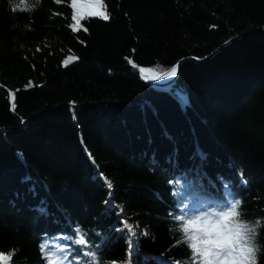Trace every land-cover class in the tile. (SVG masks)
Instances as JSON below:
<instances>
[{
	"label": "trees",
	"instance_id": "obj_1",
	"mask_svg": "<svg viewBox=\"0 0 264 264\" xmlns=\"http://www.w3.org/2000/svg\"><path fill=\"white\" fill-rule=\"evenodd\" d=\"M71 3L0 0V254L47 264L44 243L66 264H183L174 217L239 199L264 264V0H103L110 19L79 30ZM236 37L168 89L127 66L166 71Z\"/></svg>",
	"mask_w": 264,
	"mask_h": 264
},
{
	"label": "snow or ice",
	"instance_id": "obj_2",
	"mask_svg": "<svg viewBox=\"0 0 264 264\" xmlns=\"http://www.w3.org/2000/svg\"><path fill=\"white\" fill-rule=\"evenodd\" d=\"M39 4V0H35ZM32 0H21L18 7L21 11H31ZM72 8L75 14L72 16L74 30H79L80 21L88 16H96L104 21L110 19L105 9L103 0H72ZM13 11L16 8H12ZM86 31V29H85ZM65 65L69 60H65ZM135 68L136 64L129 61ZM141 78L145 81H158L175 77L178 73V65L163 71L157 69H139ZM183 99V98H182ZM13 110L15 103L12 104ZM204 158L203 153H199ZM27 179V178H25ZM108 187L111 188V183ZM227 189V186H226ZM230 195V193H228ZM241 201L231 199L227 203L221 201L200 200L189 202L181 210V215L174 217L177 225L174 231L179 232L180 239L177 243H185L191 251V258L183 261V264H252L255 249L252 246V234L260 226V222L253 224L255 227L242 223ZM189 225H195L189 227ZM131 235H134L132 225L125 223ZM77 244L86 245L84 234L77 229ZM131 242L129 247L131 248ZM40 250L47 264H66L63 249L52 251L47 244L42 243ZM91 256V264H98L95 253H85ZM11 255L0 254V264H9ZM175 264H181L176 261Z\"/></svg>",
	"mask_w": 264,
	"mask_h": 264
},
{
	"label": "water",
	"instance_id": "obj_3",
	"mask_svg": "<svg viewBox=\"0 0 264 264\" xmlns=\"http://www.w3.org/2000/svg\"><path fill=\"white\" fill-rule=\"evenodd\" d=\"M237 39L236 38H233V39H230L229 41H227L226 43H224L222 46H220L213 54L209 55L208 57L206 58H203V59H198V58H195V57H186V58H183L181 60H179L174 66H177L178 65V73L175 77H171V78H167V79H164L162 81H157L155 83H146L143 81V79L141 78L140 76V72H139V69L140 68H146V67H140L138 65H136V67L134 68L132 66L131 63L128 62V67L131 71L133 72H137L142 80V82L146 85V89H149V88H152V89H168L170 88L173 84H175L178 76H179V71H180V68L182 66L183 63L187 62V61H192V62H195V63H202L204 61H207L209 59H211L215 54H217L218 52H220L222 49H224L225 47L231 45L235 40ZM129 61H132V60H129ZM133 62V61H132ZM134 63V62H133ZM173 67V66H172ZM149 69V68H147ZM144 101V100H143ZM142 101V102H143Z\"/></svg>",
	"mask_w": 264,
	"mask_h": 264
},
{
	"label": "clouds",
	"instance_id": "obj_4",
	"mask_svg": "<svg viewBox=\"0 0 264 264\" xmlns=\"http://www.w3.org/2000/svg\"><path fill=\"white\" fill-rule=\"evenodd\" d=\"M20 2H21V0H9V5L12 7V8H16V10L17 9H19L20 10V7H18V5L20 4ZM239 200V199H238ZM241 203H242V201H241ZM242 223H244V224H247V225H249V226H252V227H255L253 224H252V222L251 221H241ZM195 225H189V227H194ZM257 231L255 230V232L252 234V237H253V239H252V246L254 247V249H255V255H254V257H253V259H252V264H258V252H259V245H257L256 244V242H255V238H256V236H257Z\"/></svg>",
	"mask_w": 264,
	"mask_h": 264
},
{
	"label": "rangeland",
	"instance_id": "obj_5",
	"mask_svg": "<svg viewBox=\"0 0 264 264\" xmlns=\"http://www.w3.org/2000/svg\"><path fill=\"white\" fill-rule=\"evenodd\" d=\"M71 5H72V3H71ZM73 9V8H72ZM75 14V9H73V15ZM85 16H88V15H86L85 14ZM74 24H75V22L73 21V24H72V28L74 29ZM65 60H69V63L70 62H72L74 59L72 58V57H68V58H66ZM65 60H64V62H65ZM65 64V63H64Z\"/></svg>",
	"mask_w": 264,
	"mask_h": 264
},
{
	"label": "bare ground",
	"instance_id": "obj_6",
	"mask_svg": "<svg viewBox=\"0 0 264 264\" xmlns=\"http://www.w3.org/2000/svg\"><path fill=\"white\" fill-rule=\"evenodd\" d=\"M145 69H147V68H145ZM140 76H141V73H140ZM143 81L146 82V83H155V82H157V81H145V80H143ZM158 81H162V80H158Z\"/></svg>",
	"mask_w": 264,
	"mask_h": 264
}]
</instances>
